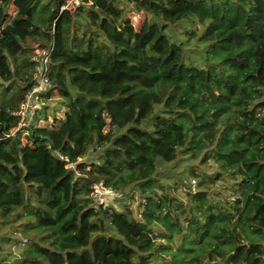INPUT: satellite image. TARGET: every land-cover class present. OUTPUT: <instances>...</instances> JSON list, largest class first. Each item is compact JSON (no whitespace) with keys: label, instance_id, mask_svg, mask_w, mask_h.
<instances>
[{"label":"trees","instance_id":"16d2710c","mask_svg":"<svg viewBox=\"0 0 264 264\" xmlns=\"http://www.w3.org/2000/svg\"><path fill=\"white\" fill-rule=\"evenodd\" d=\"M71 1L0 0V264H264V0Z\"/></svg>","mask_w":264,"mask_h":264},{"label":"rangeland","instance_id":"374dc122","mask_svg":"<svg viewBox=\"0 0 264 264\" xmlns=\"http://www.w3.org/2000/svg\"><path fill=\"white\" fill-rule=\"evenodd\" d=\"M74 6H76L75 2L70 6V8L73 9ZM14 11H15V8L11 7L10 13L13 14ZM130 17L133 21V24L136 30H139L144 23L145 17L142 15H136V14H130ZM203 30H204V27H202V29L200 30V35L203 33ZM183 32H184V26H181V24H178L177 26H170L167 31V35L171 42L181 43L187 39L186 34H184ZM184 47H185V59L184 60H185V63L188 65H193V66L200 67V68H206L209 63L213 61L215 62L218 61L217 58H213L212 56L209 55L207 51L208 46L205 43H200L194 40L191 42V44H188L187 46L185 45ZM59 101L60 100L57 96L54 97L52 102L48 103L49 108H53L56 105H58ZM36 106L40 108L41 104H38ZM31 120H32V117H29L28 120L26 121L27 122L26 124L28 125ZM179 194L181 195V197L187 198L185 189H180ZM106 197L107 199L105 201V205H108L110 201L121 198V195L114 193V192H109V194L106 195ZM139 199L140 198L137 196L135 201L127 200L126 202V205H128L132 210H134L136 214L139 213V208H140ZM14 233L17 234V232H14ZM22 240H23L22 242L26 243V239H22Z\"/></svg>","mask_w":264,"mask_h":264},{"label":"built area","instance_id":"2783aa9c","mask_svg":"<svg viewBox=\"0 0 264 264\" xmlns=\"http://www.w3.org/2000/svg\"><path fill=\"white\" fill-rule=\"evenodd\" d=\"M78 4L77 0H73L68 3L67 6L63 7L62 9H69L73 3ZM34 61L36 62V69H35V79L37 81L36 85L32 89V91L28 94L25 103L23 104L19 115L22 118V125L28 120L29 117H32L35 110L39 107L36 105L39 103V96L41 93L46 92L48 88L51 87V82L48 77V72L51 64V56L49 50L37 49L35 51ZM112 192L109 189H105L103 184H96L94 186L93 197L95 201L99 205H105V201L107 199L106 195Z\"/></svg>","mask_w":264,"mask_h":264}]
</instances>
